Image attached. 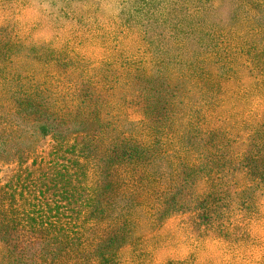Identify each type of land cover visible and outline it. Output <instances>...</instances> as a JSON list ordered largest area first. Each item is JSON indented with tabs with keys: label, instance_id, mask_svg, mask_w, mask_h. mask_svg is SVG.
I'll return each mask as SVG.
<instances>
[{
	"label": "trees",
	"instance_id": "1",
	"mask_svg": "<svg viewBox=\"0 0 264 264\" xmlns=\"http://www.w3.org/2000/svg\"><path fill=\"white\" fill-rule=\"evenodd\" d=\"M122 5L91 57L28 42L0 3V264H151L142 245L222 201L233 165L264 179V0Z\"/></svg>",
	"mask_w": 264,
	"mask_h": 264
},
{
	"label": "rangeland",
	"instance_id": "2",
	"mask_svg": "<svg viewBox=\"0 0 264 264\" xmlns=\"http://www.w3.org/2000/svg\"><path fill=\"white\" fill-rule=\"evenodd\" d=\"M5 0H0L2 3ZM20 11L18 22L28 42L40 41L62 50L64 44L86 43V54L99 57L102 43L91 38L95 26L116 18L122 0H11ZM84 24V26H83ZM94 42V43H93ZM260 107V100H256ZM42 150L48 151L47 145ZM236 168L227 174L223 198L201 212L176 217L142 245L151 264H264V179L243 184ZM14 166H0V184L9 181ZM238 178V177H237ZM220 207V208H218ZM245 208H249L245 210ZM125 260L132 255L127 250Z\"/></svg>",
	"mask_w": 264,
	"mask_h": 264
}]
</instances>
